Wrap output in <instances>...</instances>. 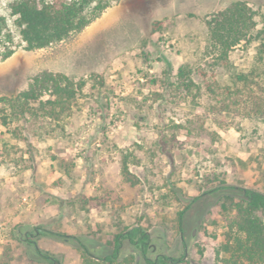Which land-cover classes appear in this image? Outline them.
Listing matches in <instances>:
<instances>
[{"label": "rangeland", "instance_id": "1", "mask_svg": "<svg viewBox=\"0 0 264 264\" xmlns=\"http://www.w3.org/2000/svg\"><path fill=\"white\" fill-rule=\"evenodd\" d=\"M237 1L256 11L257 26L222 62L205 21ZM0 17L15 51L0 62V97L17 95L43 71L86 81L73 115L60 122L64 137L47 139L30 118L0 124V264H46L26 242L29 232L69 233L104 256L117 233L137 224L154 235L155 253L182 259L177 264L228 258L223 218L234 214L238 188L264 193V121L228 115L220 129L208 110L223 88H264V0H118L82 31L34 51L1 0ZM180 68L198 87L185 100L172 86ZM6 109L0 104V115ZM123 161L137 185L125 182ZM24 195H37L38 208L51 205L48 218L30 220V211L18 222ZM42 237L52 250H41L57 264H83L73 239H33ZM132 249L126 243L122 254Z\"/></svg>", "mask_w": 264, "mask_h": 264}, {"label": "trees", "instance_id": "2", "mask_svg": "<svg viewBox=\"0 0 264 264\" xmlns=\"http://www.w3.org/2000/svg\"><path fill=\"white\" fill-rule=\"evenodd\" d=\"M1 1L5 2L10 15L15 18L14 25L25 44V49L34 51L61 42L73 33L82 31L118 0ZM256 16V11L247 2L237 1L206 18L209 44L219 60L226 62L229 52L241 42L250 40L251 33L257 26ZM160 24L158 21L153 22L152 33L158 30L157 26ZM5 26V19L0 17V62L9 59L15 52L12 47V35L3 33ZM238 79L246 82L245 85L248 86L246 75H240ZM85 86L84 79L75 81L62 73L43 71L30 79L26 90L12 97H0V104L10 111L8 115H0V124L5 127L11 119L21 121L30 118L42 131L39 134L58 133L64 137L65 125H60V122L73 115L74 101ZM172 86L176 94L181 95V100L189 96L194 97L193 90L198 88L189 73L182 68L179 69L177 81ZM221 90L217 104L208 110V118L220 129L225 127L223 122H226L228 115H241L245 119L255 117L264 121V88L260 89L259 94L251 87L236 90L226 87ZM46 95L49 98L45 100ZM122 175L125 182L132 186L139 183L129 171L126 161H123ZM238 190L241 197L229 207L234 214L223 218L231 252L229 257L221 259L220 263L264 264V193L243 187ZM183 214L184 211L180 213V230H183ZM31 234L27 233L26 242L34 247L37 256L46 264H57V259L37 247ZM40 235L64 242L72 239L76 241L82 250L83 264H137L140 260L145 264H177L182 260L155 253L154 235L138 224L117 233L113 238L111 253L104 256L94 255L85 242L71 235L61 232H35V236ZM126 243L133 249L131 254L124 256L122 250ZM153 253L154 257L151 256Z\"/></svg>", "mask_w": 264, "mask_h": 264}, {"label": "crops", "instance_id": "3", "mask_svg": "<svg viewBox=\"0 0 264 264\" xmlns=\"http://www.w3.org/2000/svg\"><path fill=\"white\" fill-rule=\"evenodd\" d=\"M26 89H24V90H26ZM24 90H22V91H24ZM46 138L49 139L50 136L48 135V136H46ZM57 140L58 139H56L55 141H57ZM72 186H73V188L76 189V188H78L79 185H78V183H73L72 182ZM37 200H38L37 195H35V197L34 196H28V195L25 196L24 195V196L19 198L18 205L16 206V208L18 209V217L16 218V220H18V222L25 221L26 218H27L26 214H27V212H30V211L34 212V215H33V217L30 220H36V219L40 220V218H42V219L48 218L49 215H47L46 211L51 210V208H50L51 205L48 206L47 208H43V209L42 208H38V207H36L37 203H38ZM35 207H36V209H35ZM67 234H69V233H67ZM44 239H46L44 241L45 244H46L45 247L43 245H41L42 244L41 241L43 240V237L39 239L38 243L36 244L37 247L40 248V249H44V248L47 247L46 249L51 252L52 248L50 247L51 246L50 240H48V238H44Z\"/></svg>", "mask_w": 264, "mask_h": 264}, {"label": "flooded vegetation", "instance_id": "4", "mask_svg": "<svg viewBox=\"0 0 264 264\" xmlns=\"http://www.w3.org/2000/svg\"><path fill=\"white\" fill-rule=\"evenodd\" d=\"M31 233H32V234H31V235H32L31 237H33V238H34V236H35V233H34V232H31ZM33 241H34V240H33Z\"/></svg>", "mask_w": 264, "mask_h": 264}]
</instances>
